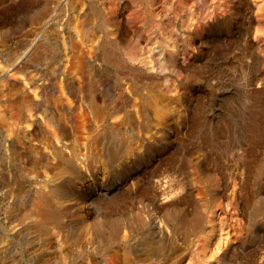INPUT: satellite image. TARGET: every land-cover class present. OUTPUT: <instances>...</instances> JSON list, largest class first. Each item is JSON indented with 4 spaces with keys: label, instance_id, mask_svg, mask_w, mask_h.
Masks as SVG:
<instances>
[{
    "label": "bare ground",
    "instance_id": "6f19581e",
    "mask_svg": "<svg viewBox=\"0 0 264 264\" xmlns=\"http://www.w3.org/2000/svg\"><path fill=\"white\" fill-rule=\"evenodd\" d=\"M0 1L6 2L2 50L11 69L23 74L12 77L14 83L11 78L7 85L3 79L0 83L9 85L8 100L19 96L14 97L19 114L35 107L36 128L55 140L43 160L37 156L26 167L28 173L35 166L44 169L51 182L77 176L81 166L116 164L120 154L133 149L134 138L150 136V126L163 118L190 120L192 130L208 125L207 117L220 111L207 106L227 101L228 86L237 81L228 72H240L239 83L247 88L244 101L251 106L264 102V0ZM194 86L200 87L196 93ZM6 101L1 106L7 110ZM5 114L0 112V121L9 130ZM252 134L239 145L244 147L240 168L263 176L264 140ZM111 138H118L121 147L106 149ZM248 182L245 189L232 180L228 211L221 215L213 209L205 217L172 216L162 202L149 222L126 216L123 203L113 197L96 201L102 194L58 206L54 200L63 196V186L48 184L47 191L36 189L19 219L44 232L58 226L67 211L65 246L61 243L58 254L66 264H180L193 245L188 264H264V198L263 204H254L259 193L248 189ZM23 187V182L10 186L8 194L20 195ZM161 198L174 197L163 193ZM172 200L169 204H177ZM78 207L84 214L77 215ZM204 218L211 224L210 235ZM225 221L228 228L223 229ZM246 246L252 250L245 252ZM49 263L44 256L42 264Z\"/></svg>",
    "mask_w": 264,
    "mask_h": 264
},
{
    "label": "rangeland",
    "instance_id": "374dc122",
    "mask_svg": "<svg viewBox=\"0 0 264 264\" xmlns=\"http://www.w3.org/2000/svg\"><path fill=\"white\" fill-rule=\"evenodd\" d=\"M5 3L0 1V80H4L3 82L7 85L8 82L5 81L12 79L10 82L14 83L15 78L12 77L22 76L23 74L18 70L11 69L2 50ZM17 36L15 34L13 38L16 39ZM228 73V78L235 77L237 81L235 85L228 86L227 101L219 102L220 104L212 102L211 106H207L212 111H220L219 116L210 114L212 118L207 117L209 126L203 124L197 130H192L195 123L191 124L192 121L190 120L189 122L186 120V122L177 123L172 119L163 118L165 120L163 123L159 121V123L154 122L153 126L150 124L152 129L150 136L134 138L133 149L128 154H120L117 157L116 164L105 167L99 165L81 166L77 176L73 177L74 179L70 175H65L56 180L55 183L51 182L50 173L44 169H38L35 166L34 173H28L27 169L30 168L31 161L35 160L37 156L43 160L42 156L47 155L46 152H49V148L54 146L55 140L44 128H42L44 132L38 127L36 128L37 119L35 118L37 112H35V107L31 108L30 111H21L19 114L18 107L15 105L19 96L11 95L10 98L12 99L8 100L7 96L10 95L9 85L4 87L0 83V86L2 84L0 88V106L6 99L8 103L7 110L1 106L0 112L6 113L5 115L9 121V130L0 121V264H42L44 256L50 257L49 264H66L64 261H60L58 254H60L61 243L62 249L65 246L67 211H64L62 222L58 226L50 227L44 232L37 229V227H33V224L29 221L19 219V212L25 211L24 208L32 203L36 189L41 188L47 191L48 184L54 186V184L61 183V186H63L65 191L62 193L63 196H59L54 200L58 206L64 202L62 206L66 208V205L78 203L83 198H94L102 194L101 198L96 201L113 197V199L118 200L119 204L123 203L126 216L131 219L140 217L147 222L152 221L153 217H157L158 213L154 215V209L162 202L169 205L168 213L172 216L196 213L205 217L213 209L217 215H221L228 211V194L231 190L232 180L239 181L242 187L244 186L246 189V180L249 179L248 184L250 187L248 189L251 188L252 192L257 190L259 193V198L254 199L253 203L263 204L264 175L259 174L256 176L249 173V169L246 171L243 168V171L240 168L243 166L241 152L244 147H239V145L249 142L250 137L254 136L252 132L259 134L260 138L264 140V107H262L264 102L261 101L251 106L247 101H244L245 99L242 97L247 93V88L240 84L243 82L240 72L231 71ZM32 88L29 90L31 91ZM191 88L194 89L193 93H196L200 87L194 86ZM4 90L8 92L1 93ZM236 96L238 97L236 98ZM8 101H12V103ZM221 105L222 108H220ZM260 109L263 111L261 112ZM251 111L253 112L251 113ZM33 112L34 117L30 115ZM254 119L261 123L255 122L256 124H252L251 121ZM36 129L38 132H36ZM60 138L62 143L67 142L65 137ZM104 145L108 150L111 147L116 150L121 147V142L118 138H111ZM34 150L42 152L37 155L34 154ZM255 155L258 156V154ZM137 160L139 164H135ZM49 161L52 162L53 160ZM249 175L251 178H249ZM2 177L5 179V183L2 182ZM19 182H23L24 185L21 194H8L10 186L16 187ZM8 183H10L9 186ZM143 191H146L144 196L142 195ZM163 193L168 195V198L173 196V200L162 201ZM244 194L245 191L241 193V196H244ZM171 200L177 201V204L172 206V204H169ZM98 208L99 213L102 214L101 204L98 205ZM91 211L94 212V209ZM259 213H262V210ZM81 214H84V211L78 207L77 215ZM203 223L207 235H210L211 224L205 218ZM206 223L209 226H206ZM217 228L216 225L215 229L217 230ZM222 228H228V221L223 223ZM250 236L246 238L247 242H249ZM191 239L194 242L197 241L195 236H192ZM194 246L186 251L180 264H188V254L195 249ZM249 250L252 249H248L246 246L245 252ZM205 253L208 254V250L199 254V256L205 255ZM225 259L228 261V254H226ZM210 264L216 263L210 262Z\"/></svg>",
    "mask_w": 264,
    "mask_h": 264
}]
</instances>
